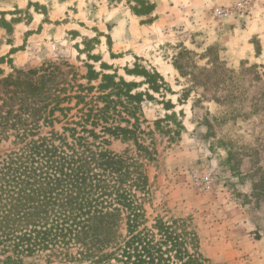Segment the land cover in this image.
Here are the masks:
<instances>
[{
  "label": "trees",
  "instance_id": "trees-1",
  "mask_svg": "<svg viewBox=\"0 0 264 264\" xmlns=\"http://www.w3.org/2000/svg\"><path fill=\"white\" fill-rule=\"evenodd\" d=\"M139 1L143 6L134 8L136 14L155 9ZM0 23L10 31L5 18ZM93 42L87 41V49ZM6 61L11 72L0 68V264H215L202 252L189 219L148 210L158 143L171 144L186 129L182 111L152 123L145 117L143 104L155 99L153 93L162 99L173 93L158 70L139 63L125 67L127 75L142 78L137 82L107 63L100 70L87 64L81 74L69 62L24 69L10 56L0 58V64ZM175 66L191 77L192 88L213 89L210 78L193 75L191 64L189 72ZM193 67L208 74V68ZM232 73L224 70L225 78L216 83L234 85ZM261 79L256 70L254 80ZM262 84L250 99L256 113L264 112ZM229 92L224 100L248 90ZM163 103L173 110L171 102ZM114 140L126 145L123 152L110 148ZM256 155L250 197L261 207L264 165L258 150ZM232 156L229 152L227 160Z\"/></svg>",
  "mask_w": 264,
  "mask_h": 264
},
{
  "label": "rangeland",
  "instance_id": "rangeland-1",
  "mask_svg": "<svg viewBox=\"0 0 264 264\" xmlns=\"http://www.w3.org/2000/svg\"><path fill=\"white\" fill-rule=\"evenodd\" d=\"M145 1L155 9L141 16L134 11L143 6L139 0H0V22L5 18L10 29L0 23V58L10 56L24 69L69 62L81 74L87 64L100 70L107 63L137 82L142 78L127 75L125 67L139 63L158 70L173 93L164 99L153 93L155 99L143 104L145 117L152 123L182 111L186 129L173 143H158L149 212L189 219L202 252L215 264H264V204L256 207L250 197L257 150L264 165V112H254L250 102L264 81V0ZM176 64L188 72L191 64L193 75L210 78L213 89L192 88L191 77ZM0 68L11 72L7 61ZM226 69L235 76L227 88L216 83ZM233 86L248 92L224 100ZM168 101L173 110L166 109ZM110 148L120 153L126 145L114 140Z\"/></svg>",
  "mask_w": 264,
  "mask_h": 264
}]
</instances>
